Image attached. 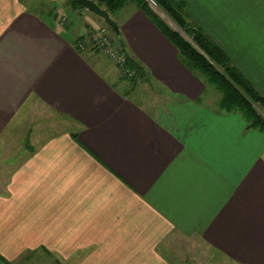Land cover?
<instances>
[{
	"label": "crops",
	"instance_id": "obj_1",
	"mask_svg": "<svg viewBox=\"0 0 264 264\" xmlns=\"http://www.w3.org/2000/svg\"><path fill=\"white\" fill-rule=\"evenodd\" d=\"M173 1L264 99V0ZM75 13L92 26L72 37L0 0V139L35 109L66 125L3 162L0 264H170L182 238L264 264V132L222 111L133 4L110 19L150 84L120 91L73 45L103 20Z\"/></svg>",
	"mask_w": 264,
	"mask_h": 264
},
{
	"label": "trees",
	"instance_id": "obj_2",
	"mask_svg": "<svg viewBox=\"0 0 264 264\" xmlns=\"http://www.w3.org/2000/svg\"><path fill=\"white\" fill-rule=\"evenodd\" d=\"M92 1L100 9L106 11L109 17L115 16L125 6L135 5L176 49L177 59L180 63L205 85L214 88L220 94L219 105L222 111H238L247 118L251 127L264 132V120L257 114L260 108L264 110V99L252 88L245 77L232 66L223 50L197 26L189 23L181 3H176L173 0H152L190 41L171 29L153 12L146 0ZM68 5L72 12L84 10L77 5L75 0H68ZM104 25L117 39V31L114 32L105 23ZM79 44H85L87 48L91 49L87 44V36L78 37L73 42L74 48L78 51ZM95 52L97 51L95 50ZM126 64L135 73V76L128 80L133 84V87L141 83L150 84L143 68L127 55Z\"/></svg>",
	"mask_w": 264,
	"mask_h": 264
},
{
	"label": "rangeland",
	"instance_id": "obj_3",
	"mask_svg": "<svg viewBox=\"0 0 264 264\" xmlns=\"http://www.w3.org/2000/svg\"><path fill=\"white\" fill-rule=\"evenodd\" d=\"M146 1L149 3L150 8L153 10V12L156 13L171 29L176 31L175 27L170 25L167 19H165L163 15L159 13V11L155 8V6L152 4L153 1L152 0H146ZM23 2L30 12L39 14L43 19H45L48 22L53 23L55 26H57L58 28H61L62 30H64L63 28L65 26L67 27V25L69 26L68 29L73 26V29L67 32L65 31L66 35L75 37L76 34L79 33V30H78L79 28L84 27V29H86L92 26L91 23H88V22L86 23V21L83 18L84 16L80 17L76 15L75 12H72V10L70 9V6L68 5V0H23ZM97 19H99L98 21L102 22V19L101 20L100 18H97ZM59 23L63 26H59ZM102 24L104 25L103 22ZM103 28L108 29L105 25ZM68 29H65V30H68ZM80 33H83V32L80 31ZM179 34L184 39L190 41L188 37L181 30ZM97 55L101 57V61L99 64L100 69L106 72L107 70L110 69L109 68L110 64L108 63H111V62H109L103 54L98 53ZM112 69H113L112 73L107 71L109 72V77H108L109 80L112 83H115V84L118 83L120 87L119 88L120 91L127 92L129 89H127L126 91V89L122 87H124V85L126 87L127 86L129 87L130 85L132 86L133 84L129 81H126L128 80L127 78L120 77L119 72H117V74L121 80H118L117 76L114 75L115 74L114 72L116 71L114 70V68ZM212 95L215 98L216 97L220 98V94H218V96L214 94ZM129 96L132 97L133 93L130 92ZM144 99L145 98H143L142 101ZM211 100L213 101L214 98L211 97ZM257 114H259L264 120V110L262 108H260L257 111ZM31 115L32 116L26 115L22 119L20 118L17 124L14 126L15 131L12 132V134H10L9 137H4L0 139V179L4 177V174H6V171H7L6 165L3 162H6V159L7 157H9V155L10 157L12 156L9 151H13V149L16 148L17 146L30 144L31 141L32 142H34L35 140H36L35 142L42 141L43 140L42 138L44 136H53L58 131L65 130L66 128L65 124H62L59 127L60 123L56 122L55 120L57 119L55 118V116L48 111L43 112L42 109H37V110L35 109L31 113ZM33 135L36 136L34 139H32V137H34ZM1 189H2V186H0V190ZM179 244L181 246L178 245L177 243L176 245L178 246H175V249L177 247L176 249L177 254L174 255L173 263H172L171 256H169L170 264H232L229 260L224 258L222 255L218 254L217 252L209 248L205 243L199 242L196 239L182 238ZM181 260H183V262H181Z\"/></svg>",
	"mask_w": 264,
	"mask_h": 264
},
{
	"label": "built area",
	"instance_id": "obj_4",
	"mask_svg": "<svg viewBox=\"0 0 264 264\" xmlns=\"http://www.w3.org/2000/svg\"><path fill=\"white\" fill-rule=\"evenodd\" d=\"M110 30L99 28L92 30L87 35V44L91 50H96L98 53L105 55L108 60L119 72L120 77L132 79L135 73L126 64V54L124 53L121 44L113 37ZM87 48L85 44H79L78 49L84 50Z\"/></svg>",
	"mask_w": 264,
	"mask_h": 264
},
{
	"label": "water",
	"instance_id": "obj_5",
	"mask_svg": "<svg viewBox=\"0 0 264 264\" xmlns=\"http://www.w3.org/2000/svg\"><path fill=\"white\" fill-rule=\"evenodd\" d=\"M77 5H79L84 10L88 11L89 13L97 16L98 18L102 19L103 22L109 26L114 32L117 31L116 24L110 19L108 13L104 11L103 9H100L92 0H75ZM152 4L155 6V8L163 15L165 19L175 27V30L180 33V30L178 27L161 11L153 2Z\"/></svg>",
	"mask_w": 264,
	"mask_h": 264
}]
</instances>
